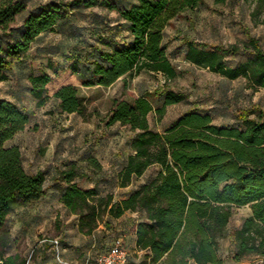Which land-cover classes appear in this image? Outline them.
<instances>
[{"label":"trees","instance_id":"16d2710c","mask_svg":"<svg viewBox=\"0 0 264 264\" xmlns=\"http://www.w3.org/2000/svg\"><path fill=\"white\" fill-rule=\"evenodd\" d=\"M202 1L134 0L119 7L110 0H58L39 7L15 25L25 9L24 2L0 0V83L8 79L14 60L26 54L42 34L59 27L79 5L117 11L127 34L118 45L103 39L100 43L104 48L94 45L87 54L70 55L68 70L82 86L109 87L118 80L126 86L129 78L142 71L161 72L166 79H174L177 73L163 43L165 28ZM213 1L223 4L226 0ZM255 1L264 9V0ZM120 29L121 26L117 28ZM182 43L190 63L230 80L244 77L253 88L264 90V52L255 39L248 43L252 58L235 67L224 64V58L235 52V46L203 49L188 39ZM47 68L54 76L59 72L50 60ZM52 79L47 72L29 77L30 93L37 107L50 99L46 87ZM158 96L163 98V105L155 110L146 96L132 102L114 100L105 117L107 127L118 123L134 133L130 142L132 154L117 173L118 186H129L134 177L157 166L159 171L153 179L115 200L112 193L100 192L97 185L101 180L89 189L79 188L75 178L84 175L79 176L75 166L59 172L60 202L76 217L78 233L89 237L101 225L112 229L111 221L128 212L136 215L133 243L138 261L134 264H222L219 241L226 236L232 207L249 206L250 215L232 233L235 259L253 254L264 264V115L251 118L238 113L235 123L217 125L208 114L191 110L160 133L150 127L148 116L154 112L161 120L167 106L183 102L188 96L168 89H162ZM52 97L61 113L85 114L86 107L76 86L63 85ZM28 122L26 112L0 97V230L15 203L37 201L49 189L43 171L25 170L17 146H3ZM89 163L100 169L95 158L91 157ZM0 260L3 264L26 261L17 256L4 258L2 254ZM127 264H131L129 253Z\"/></svg>","mask_w":264,"mask_h":264},{"label":"rangeland","instance_id":"374dc122","mask_svg":"<svg viewBox=\"0 0 264 264\" xmlns=\"http://www.w3.org/2000/svg\"><path fill=\"white\" fill-rule=\"evenodd\" d=\"M22 1L25 9L17 16L15 25L39 7L58 0ZM110 1L119 7L134 2ZM119 26L121 29L117 30ZM126 37L117 11L79 5L59 27L42 34L26 54L14 60L7 72L8 79L0 83V97L14 102L29 115L25 129L3 146H17L25 170L29 173L43 171L49 186L46 195L39 200L27 204L17 202L11 207L7 223L0 230V255L4 258L17 256L25 259V264H94L98 254L116 237H121L130 263L138 261L133 243L135 214L112 220V229L106 230L101 225L92 236H83L77 231L76 217L60 202L57 182L60 171L75 166L78 175H84L75 178L79 188L89 189L101 180L97 185L100 192L112 193L118 200L157 175L159 168L152 166L142 176L134 177L129 186H118L117 173L132 154L130 142L134 133L118 123L105 125L114 100L132 102L146 96L155 110L163 105V98L158 96L162 89L186 94L187 100L166 107L161 120L154 112L148 116L150 127L160 133L191 110L208 114L217 125L235 123L238 113H246L251 118L264 115L263 89L253 88L244 77L230 80L190 63L185 58L186 48L182 43L183 39H188L203 49L235 46V52L224 58V64L229 67L252 58L253 52L248 46L252 38L264 52V9L255 0H226L223 4L203 0L195 9L173 19L165 28L163 43L177 73L174 79H166L161 72L142 71L129 78L126 86L118 80L109 87H84L68 70L71 54H87L94 45L104 48L100 43L103 39L105 43L118 45ZM48 60L59 68L57 75L48 70ZM43 72L53 77L46 87L50 99L37 107L30 93L29 77ZM69 84L78 88L86 107L84 115L61 113L58 102L52 97L61 86ZM91 157L97 160L100 169L89 163ZM250 213L249 206L232 207L226 236L219 241L222 264H263V260L253 254L235 259L236 243L232 233ZM0 264H3L1 260Z\"/></svg>","mask_w":264,"mask_h":264},{"label":"built area","instance_id":"2783aa9c","mask_svg":"<svg viewBox=\"0 0 264 264\" xmlns=\"http://www.w3.org/2000/svg\"><path fill=\"white\" fill-rule=\"evenodd\" d=\"M128 251L124 245L122 238H117L113 241L109 249L99 254L94 264H127Z\"/></svg>","mask_w":264,"mask_h":264},{"label":"crops","instance_id":"0c3cea01","mask_svg":"<svg viewBox=\"0 0 264 264\" xmlns=\"http://www.w3.org/2000/svg\"><path fill=\"white\" fill-rule=\"evenodd\" d=\"M127 214H129V213L127 212L124 216H126ZM124 216H123V217H124ZM123 217H121V218H123ZM121 218H120V219H121ZM120 219H118V221H119ZM135 221H136V220H134V222H135ZM133 242H135V234H134V231H133Z\"/></svg>","mask_w":264,"mask_h":264}]
</instances>
